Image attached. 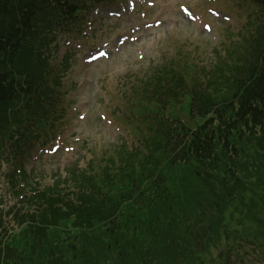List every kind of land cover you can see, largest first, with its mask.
Here are the masks:
<instances>
[{
  "label": "trees",
  "instance_id": "trees-1",
  "mask_svg": "<svg viewBox=\"0 0 264 264\" xmlns=\"http://www.w3.org/2000/svg\"><path fill=\"white\" fill-rule=\"evenodd\" d=\"M101 1L0 0L1 157L55 137L65 92L46 56ZM248 1L208 66L172 58L126 84L140 148L28 185L0 217V264H228L240 233L264 249V0Z\"/></svg>",
  "mask_w": 264,
  "mask_h": 264
},
{
  "label": "rangeland",
  "instance_id": "rangeland-1",
  "mask_svg": "<svg viewBox=\"0 0 264 264\" xmlns=\"http://www.w3.org/2000/svg\"><path fill=\"white\" fill-rule=\"evenodd\" d=\"M147 1L153 2L154 7L141 0L133 16L135 26L141 28L135 33L134 37L138 38L136 43L113 46V54L109 59L93 65L83 63L82 52L77 51L72 56L71 69L64 80L63 98L66 106L72 105V111L60 131V141L44 148L43 153L40 150L33 153L31 163L34 168L29 166L30 156L25 162L29 172L36 169L35 176H31L33 181L49 185L59 176L71 178L75 171L72 167L88 165L94 155L102 157L115 144H136L138 139L122 122L124 114H128L131 109L124 95L126 84L144 77L151 67L172 58L189 56L192 59L196 57L198 62H209L216 51L221 50V43L227 34L238 29L242 23L240 13H243V0H214V3L203 0ZM182 4H187L200 17L182 13ZM208 8L219 11L221 19L207 12ZM223 15L227 16V21L222 19ZM229 16L234 20H228ZM237 16L241 17L240 20ZM131 21L124 19L114 23V20L96 17L93 27L96 32L102 31L98 41L101 43L109 38L116 40L119 35H131L134 32ZM156 22H161V25L156 27ZM111 23L115 26H111ZM148 23L152 26L148 27ZM61 45L62 51L73 52L72 47L66 44V39L61 40ZM91 47V44L88 45L85 51ZM69 168L72 169L67 172ZM7 186V183H2L5 191L0 192V209L3 213L7 212V204L15 203L13 196L6 193ZM247 227L248 224H244L239 229L247 233L258 229L259 225ZM240 235L242 239H229L231 250L224 253L228 264H264V249L259 244L261 237L254 242L247 240L246 234ZM221 249L215 250V257L220 255Z\"/></svg>",
  "mask_w": 264,
  "mask_h": 264
}]
</instances>
